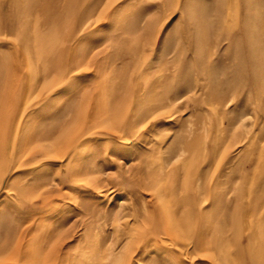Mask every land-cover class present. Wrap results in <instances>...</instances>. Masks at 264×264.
I'll return each mask as SVG.
<instances>
[{"label":"rangeland","instance_id":"374dc122","mask_svg":"<svg viewBox=\"0 0 264 264\" xmlns=\"http://www.w3.org/2000/svg\"><path fill=\"white\" fill-rule=\"evenodd\" d=\"M0 264H264V0H0Z\"/></svg>","mask_w":264,"mask_h":264}]
</instances>
